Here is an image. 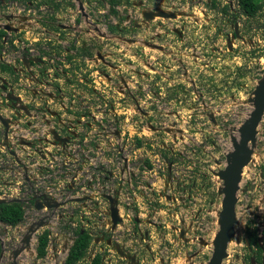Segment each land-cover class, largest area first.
<instances>
[{
    "label": "flooded vegetation",
    "instance_id": "flooded-vegetation-1",
    "mask_svg": "<svg viewBox=\"0 0 264 264\" xmlns=\"http://www.w3.org/2000/svg\"><path fill=\"white\" fill-rule=\"evenodd\" d=\"M30 1L25 2L28 7L33 4ZM39 2L45 7L40 9L42 15L38 21L35 19L34 24L29 19H25L23 24L16 13L3 15L13 17L11 27L19 30L9 34L2 30L4 35L0 40V116L7 119L9 125L6 127L0 123V152L4 151L0 157L10 159L14 158L11 157L14 154L21 162L26 156L36 153L39 143L63 147L70 144L78 155L83 153L85 147L92 150L100 147L105 152L106 162L109 161L111 171L104 179L111 188L93 191L91 182L95 176L92 175L88 182L83 174L77 173L82 183L80 191L77 192L74 185L67 186L66 193H60L62 197L57 203L60 206L49 208L46 213H42V209H35L36 218L31 220L29 217L27 220L30 222L23 219L14 226L5 224L15 233L10 234L12 236L8 239L6 252L0 247V264H49V261H53L51 264H64L77 235L72 234L68 239L70 246H64L63 251L56 249L54 245L59 235L48 231L51 223L47 221L49 218L54 220L56 209L70 213L65 215L70 219V224L81 233L87 232L91 238L81 264H95L98 260L100 264H173L176 246L184 251L185 264H194L193 260L202 252L200 247L208 243L201 235L191 239L190 233L197 228L202 232L207 220H200L202 226L199 227L196 225L198 217L195 216V220L180 219L182 216L177 218L176 213H172L175 212L178 198L174 192L180 187L171 177L175 164L174 159L168 157L171 153L166 154L168 150L163 148V159L157 153L153 156V146L149 142V145L143 143L140 134L133 137L129 129L126 131L128 134L118 129L107 133L106 128L129 126L152 133L181 134L175 122H171L169 127L161 126V130L152 123L154 120L148 111L161 110L156 99L162 95L158 93L154 98L156 103L150 102L145 111L143 69L152 72L154 78L164 80L175 75L189 78L187 66L192 63H188L187 59L196 63L204 61V56L212 58L214 53L223 54V42L218 39L222 37L220 24L226 23L231 27V34L226 35L224 42V53L228 54L238 48L236 41L244 44L241 41L243 36L240 37L244 28V25L243 28L240 26V17L249 19L256 15H247L240 8L239 0H235L236 5L232 0H226V3L223 0H190L191 3L184 6L182 11L174 3L161 4L157 0ZM8 3L18 2L10 0ZM196 3L203 7L204 14H199L204 17L210 14L213 24L217 26L211 34H208L211 26L207 22L210 17L207 23L202 24L193 11ZM127 4L130 8H127ZM158 10L176 14L177 17H156L150 21L143 17V13ZM134 13L138 14L137 18L132 15ZM180 19L185 22H180ZM40 24V37L22 41L13 39L23 31L22 25L26 29L31 28L32 32V27ZM7 34L13 38L8 39ZM129 47L134 48L133 56H127ZM148 51L153 55L147 56ZM24 59L28 61L26 65ZM216 59L219 60L218 57ZM134 62L136 65H132ZM162 66L168 70L166 73L159 71ZM191 84L192 87L196 86L193 81ZM175 88L182 90L178 86ZM9 93L17 99L14 104L17 109L12 108L5 99ZM167 98L165 96L162 101L170 103L174 100L173 97ZM173 117L176 118V115L173 114ZM206 117L207 124H218L214 114L207 113ZM13 124L17 126L18 138L14 141L11 137ZM112 140L116 143L112 144ZM146 146L150 150L143 154ZM6 155L11 156L7 158ZM90 155L93 160V154ZM11 165L12 176L18 175L21 164ZM159 168L165 173L161 191L158 181L163 180L158 176L153 177ZM18 178L24 177L20 174ZM104 179L100 184H106ZM2 183L0 181V185ZM11 185H15V182H9V188L0 192L8 195L6 191L12 192ZM249 188V192L258 189L254 184ZM81 189H85V192ZM214 194L213 191L212 198ZM110 199L116 200L115 206L119 207L120 221L114 227L110 216ZM261 199L263 202L257 203L259 210L255 213V219L251 216V220L245 224L244 248L250 254L247 264H264V194ZM102 203L106 208L100 216ZM236 210L235 205V219ZM72 218L77 219L76 222H71ZM55 219L56 222L61 221L63 215L58 213ZM45 234V253L39 255L38 246ZM12 241L15 244H11Z\"/></svg>",
    "mask_w": 264,
    "mask_h": 264
},
{
    "label": "rangeland",
    "instance_id": "rangeland-1",
    "mask_svg": "<svg viewBox=\"0 0 264 264\" xmlns=\"http://www.w3.org/2000/svg\"><path fill=\"white\" fill-rule=\"evenodd\" d=\"M8 1L10 0H0V13L6 11L7 7L13 4L8 3ZM11 1L18 2L14 3L16 8L14 11L12 9L13 13H16V15L20 17H25V19H29L33 24L35 19L38 21V18L42 15L40 9L45 7L44 5H40L41 2H39V0H35L36 2L31 0L33 2L31 7H28L25 3L27 0ZM160 1L161 4H165V2L174 3L181 11L182 9L184 10V6H188L191 3L190 0H157L159 3ZM223 1L226 3V0ZM232 3L236 5L235 0H232ZM127 8H130L129 4H127ZM202 8L201 4L196 3L193 11H195L198 20H200L202 24L207 22L210 23L209 26L211 27L208 29V34H211L213 28L217 26L213 24V20H211V16H209L210 14L207 17L199 14V12L204 14ZM132 15L137 18L138 14L134 13ZM209 17L210 20L206 22ZM240 19V23H242L240 26L243 28L244 25L243 30L240 32V37L243 36L241 41L244 44L236 41L235 44L238 45V48L236 50L234 49L232 53H224L226 51L224 43L225 37L227 34H231V27L226 25V23L220 24L222 25L220 26L222 37L218 39L223 42V54L214 53L212 58L204 56V61H197L196 63H194L192 59H187L188 63H192L191 66H187L190 71L189 78L183 79L180 78L179 75H175V77L169 80H164L162 78H154V75L151 74L152 72L143 69L145 73L142 79L143 89H145L143 97L145 111L147 110L146 107H149L150 102L156 103L154 98L158 93L162 95L158 96L159 99H156L159 101V106L162 107L161 110L148 111L153 117L154 121H152V123L154 122L158 129L161 130V126L169 127L171 122H175L177 123L176 129L181 130V134L177 132L175 134L174 132V135H172L171 133L159 131L158 133H152L147 131V129L142 130L140 127L134 128L128 126L115 128L122 132L124 130L125 133H127L126 131L129 129L133 137L137 133L140 134L141 137H143V143L147 142V145L151 144L153 146V156L156 155L155 153L161 155V153H163V148L168 150L166 154L169 152L171 153L168 157L175 161L171 177L180 187L179 190L174 192L178 198L175 212L172 211V213H176L177 218L182 216L180 219L187 218L189 220H195V216L198 217L196 219V223L198 222L196 225L199 227L202 226L200 220H207L205 226H202V232L197 228L190 233L191 239H195L201 235L204 241L208 243L207 246L200 247L202 252L193 260L194 264H207L211 255L213 248L212 243L219 229V212L221 210L222 200V181L219 177V173L225 167L226 156L231 152L232 142L235 135H237L238 127L252 111L251 99L253 98V91L258 85L263 73L264 7L257 11L255 18L245 19V17H240ZM179 21L185 22L183 19ZM24 27L25 26H23V29ZM40 27H42V24L33 26L32 32L30 30L31 28H27L18 33L15 38L10 37V35H8L9 33L6 37L10 40L11 38L20 41L26 38L31 40L32 38L40 37ZM219 46L222 47L221 43ZM133 49V47H129L128 51H126L128 54L127 56H133ZM146 55L150 56L153 55V53L148 51ZM187 55H189V53ZM177 57L180 56L177 55ZM216 57H218L219 60H217ZM149 62L152 63L151 61ZM146 64L147 61L145 60L144 66H146ZM132 65H136V63L134 62ZM159 71L161 73H166L168 70L164 69V66H162ZM180 72H182V70H180ZM192 81L195 83V87H192ZM156 83H158V85H155ZM171 85H175V87L178 86L182 90L184 89V92ZM163 95L168 97V100L171 97H173L174 100L170 103L164 102L162 101V99L165 98ZM207 113L215 115L218 121L217 125H213L209 122V124H207L205 122ZM173 114L176 115V118L173 117ZM158 117L159 120L157 119ZM157 120L161 124H159ZM106 129L109 130V128ZM173 137L176 139H173ZM111 143L115 144L116 141L112 140ZM149 150L148 146L144 147L143 154ZM162 156L163 155H161L160 158L163 159L164 157ZM0 159V181L3 182L0 185V190H5L9 188L7 185L12 179L11 175L13 171L9 166L10 161H8V159L4 157H0ZM161 165L162 164H160V168ZM160 168L158 170V176L163 182L161 180L158 181V189L161 191L165 173L161 171ZM251 184L258 187L255 192H249V185ZM240 187L241 189L237 194L238 202L236 204L237 214L234 232L227 248V258L224 259L222 264H247L250 256L244 248L243 238L245 234V224L251 220V216L255 219V213L259 210L257 203L263 202L261 195L264 194V115L257 128L256 141L252 147L251 160L249 164L243 168ZM245 187L247 189H245ZM26 191L27 189L21 186L18 196L26 194ZM213 191L215 193L214 198H212ZM6 193L9 194L7 191ZM248 208H250L249 211ZM162 210L166 213L168 212L167 209ZM260 211H263V209L260 208ZM57 213L62 214L63 219L57 222L50 218L47 219L48 222H52L48 231L59 235L58 242L54 246L57 250L59 248V251H63L64 246H70V240L68 239H70L76 229L75 226L70 224V219L65 216L70 213L66 214L65 210L60 209L55 212L56 215ZM23 215H25L24 221L29 217H31V220L36 218V214L28 208V206ZM76 220L72 218L71 222L74 223ZM27 221L30 222L29 220ZM14 233L15 230H11L0 222V247L3 252L8 250V239L10 240L12 236L10 234ZM259 233H261V230ZM18 234L21 235V232ZM152 241L154 244L156 243L155 240ZM11 244H15L14 241H12ZM61 245H63L62 248H60ZM176 250L173 256L175 257L173 264H185L184 251L178 249V246H176ZM52 262L53 261H49V264Z\"/></svg>",
    "mask_w": 264,
    "mask_h": 264
},
{
    "label": "built area",
    "instance_id": "built-area-1",
    "mask_svg": "<svg viewBox=\"0 0 264 264\" xmlns=\"http://www.w3.org/2000/svg\"><path fill=\"white\" fill-rule=\"evenodd\" d=\"M12 6L13 4L10 7H7L6 11L0 13V19L4 14L13 13L16 5L14 4V6ZM25 29L26 28L23 30ZM16 128V124L11 126V129L13 130L11 133V137L14 138L13 141L17 138ZM110 130L113 132L115 128H109V130L106 129V132L108 133ZM20 149L23 148L20 147ZM2 150L3 149H1V151ZM3 153L4 151L0 152V154ZM104 153V150L100 147H97L94 150L85 147L83 153L78 155L74 147L70 146V144L63 147L59 145L50 146L49 144L46 145L45 143H39L37 145L36 153L26 156L25 159H22L21 157L20 159H22V161L19 163L14 158L9 159L8 157L11 155H6L9 159L8 161H10V167H12L11 164H21L19 165L20 167L18 171L20 173H18V175L20 176L21 174L24 178L19 179L17 173L14 176L11 175L12 179L10 182H15V185H11L13 186L12 192L8 195H5V193L2 192L3 194L1 193L2 195H0V199L16 201L22 204L23 210L28 206L32 211L35 210V201L39 200L40 202H43V195L54 203H60V198L62 197L60 193L64 192L65 194L67 186L74 185L75 190L77 192L80 191L79 188L82 186V183L78 180L77 173L83 174L84 179H88V182L91 181H89V179L92 175L95 176L91 182V190L94 191L99 188L101 191L108 190L111 186L107 180L104 179V176H106L108 171L111 170L109 168V161L106 162L104 158ZM90 154H93V160H91L92 157ZM17 160L19 161L18 157ZM157 176L158 173L156 171L153 174V177ZM103 179L106 181V184H100V181ZM21 186H24L27 191L25 192L26 194L18 196ZM81 190L85 192V189ZM84 194L85 193H83V195ZM105 208L106 206L104 205L100 207V216L103 215V210H105ZM56 211H58V209H56L55 212ZM41 212H48V208L43 207Z\"/></svg>",
    "mask_w": 264,
    "mask_h": 264
},
{
    "label": "water",
    "instance_id": "water-1",
    "mask_svg": "<svg viewBox=\"0 0 264 264\" xmlns=\"http://www.w3.org/2000/svg\"><path fill=\"white\" fill-rule=\"evenodd\" d=\"M143 17L145 18V20L150 21L156 17L173 19L176 18L177 15L170 12L158 10L156 12L148 11L146 13H143ZM2 19H4V22L0 23L1 30L6 31L7 33L17 32L19 30L18 28L14 29L13 27H11L12 25L10 21L13 20V17L3 16ZM19 19L23 22L25 21V17H20ZM21 29H23V25ZM23 63L24 65H26L28 61L24 59ZM5 99L9 101L12 108H16L14 107V104H16L17 99L14 98L11 93L7 94ZM11 103L13 105H11ZM251 104L252 111L249 113L244 122H242V124L238 127L237 135L235 136L237 140L235 141L234 138L232 142L231 152L226 156V167L219 173V177L222 181V209L219 214V229L212 243V253L207 264H222L223 260L227 256L228 244L233 236V226L236 221L235 205L237 202V193L239 192L240 188L239 185L241 182V174L243 168L251 160L252 147L255 144L257 128L264 115V64L261 78L258 82V85L253 91ZM0 123H2L3 126L9 127L7 119H3L1 116ZM15 140H17V138ZM12 156L19 163L17 157L14 154ZM169 178L170 177H168L167 179ZM42 198L43 202H40L39 200L35 201V209L40 210L43 207L49 209L57 208L58 206H60L59 204L52 202L44 195L42 196ZM7 202L8 201L5 199H0V205ZM77 202H80V200ZM115 205L116 200L110 199V216L113 227L117 222L120 221Z\"/></svg>",
    "mask_w": 264,
    "mask_h": 264
},
{
    "label": "trees",
    "instance_id": "trees-1",
    "mask_svg": "<svg viewBox=\"0 0 264 264\" xmlns=\"http://www.w3.org/2000/svg\"><path fill=\"white\" fill-rule=\"evenodd\" d=\"M239 6L247 15L254 17L257 11L264 7V0H239ZM3 35L4 32L1 30L0 40ZM23 214L24 210L21 203L9 201L0 205V222L3 224L14 226L23 220ZM76 235L77 239L71 246L64 264H76L86 255L91 238L87 232L81 233L80 230L76 231ZM46 238L47 236L45 234L44 238L39 243V255H44L45 253ZM95 264H100V261H96Z\"/></svg>",
    "mask_w": 264,
    "mask_h": 264
},
{
    "label": "clouds",
    "instance_id": "clouds-1",
    "mask_svg": "<svg viewBox=\"0 0 264 264\" xmlns=\"http://www.w3.org/2000/svg\"><path fill=\"white\" fill-rule=\"evenodd\" d=\"M2 18H3V17H2ZM2 18H1V19H2ZM1 19H0V23H3V22H4V19H2V20H1ZM256 135H257V134H256ZM255 141H256V140H255ZM248 164H249V163H248ZM248 164H247V165H248ZM247 165H246V166H247ZM242 173H243V171H242ZM241 177H242V174H241ZM69 208L71 209V207H69ZM118 208H119V207H118ZM118 208H117V210H118ZM60 210H61V209H60ZM67 210H68V209H67ZM24 212H25V210H24ZM61 215H62V214H61ZM23 219H25V215H23ZM54 220L56 221V219H54ZM50 223H52V222H50ZM2 224H3V223H2ZM4 225H5V224H4ZM5 226H6V225H5ZM76 231H78V230H76ZM76 231H75L73 234H75ZM83 260H85V259L82 258L80 261H78L79 264H81ZM78 262H77L76 264H78Z\"/></svg>",
    "mask_w": 264,
    "mask_h": 264
},
{
    "label": "bare ground",
    "instance_id": "bare-ground-1",
    "mask_svg": "<svg viewBox=\"0 0 264 264\" xmlns=\"http://www.w3.org/2000/svg\"><path fill=\"white\" fill-rule=\"evenodd\" d=\"M236 136V135H235ZM237 139L235 138V141H236Z\"/></svg>",
    "mask_w": 264,
    "mask_h": 264
},
{
    "label": "crops",
    "instance_id": "crops-1",
    "mask_svg": "<svg viewBox=\"0 0 264 264\" xmlns=\"http://www.w3.org/2000/svg\"><path fill=\"white\" fill-rule=\"evenodd\" d=\"M22 23L24 24V22L22 21Z\"/></svg>",
    "mask_w": 264,
    "mask_h": 264
}]
</instances>
